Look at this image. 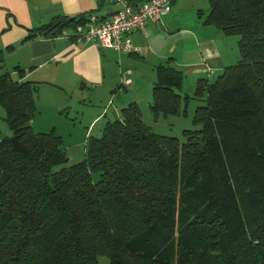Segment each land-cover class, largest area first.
<instances>
[{
	"label": "trees",
	"instance_id": "16d2710c",
	"mask_svg": "<svg viewBox=\"0 0 264 264\" xmlns=\"http://www.w3.org/2000/svg\"><path fill=\"white\" fill-rule=\"evenodd\" d=\"M207 2L202 24L237 36L236 63L192 95L178 92L171 58L153 66V117L203 96L182 140L151 131L129 103L65 165L54 129L31 128L36 84L0 72L11 130L0 137V264H264V0ZM90 14L54 16L26 39Z\"/></svg>",
	"mask_w": 264,
	"mask_h": 264
},
{
	"label": "crops",
	"instance_id": "0c3cea01",
	"mask_svg": "<svg viewBox=\"0 0 264 264\" xmlns=\"http://www.w3.org/2000/svg\"><path fill=\"white\" fill-rule=\"evenodd\" d=\"M117 9L114 0H0L2 64L13 79L36 84L38 115L31 122L37 129H77L82 135L76 141L81 143L93 132L91 137H96L106 121L119 119V110L129 103L136 104L140 115L142 110L149 111L153 66L165 59L171 58L181 71L178 92L188 95L197 79L209 81L237 61L236 41L202 24L207 0H172L158 21L146 19L142 31L127 35L136 48L130 53L78 39L72 30L26 39L29 30L54 16L93 10L95 16L104 18ZM125 78L128 83H121Z\"/></svg>",
	"mask_w": 264,
	"mask_h": 264
},
{
	"label": "built area",
	"instance_id": "2783aa9c",
	"mask_svg": "<svg viewBox=\"0 0 264 264\" xmlns=\"http://www.w3.org/2000/svg\"><path fill=\"white\" fill-rule=\"evenodd\" d=\"M118 9L107 17L100 18L90 14L83 24L72 30L76 38L96 42L99 46L118 52L130 53L136 48L126 38L136 30H143L146 19L158 21L170 9L172 0H114ZM129 71H125L128 74ZM123 84L128 79L122 80Z\"/></svg>",
	"mask_w": 264,
	"mask_h": 264
},
{
	"label": "rangeland",
	"instance_id": "374dc122",
	"mask_svg": "<svg viewBox=\"0 0 264 264\" xmlns=\"http://www.w3.org/2000/svg\"><path fill=\"white\" fill-rule=\"evenodd\" d=\"M229 38H232V40H237L236 35H230ZM236 49V46H235ZM238 59V58H237ZM5 70V67L3 64L0 66V72ZM215 76H211L209 79V82H211L214 79ZM192 93V90H190ZM202 99L203 96H196L193 99L188 101L185 114H175V115H157L156 117H153V115L150 113V111L142 110L140 119L141 121L147 125L151 131L166 135V136H173L176 137L178 140H182V130L186 129H197L199 128L198 124H194L191 121L193 110L196 106L202 105ZM68 111V110H67ZM73 111H69V115L73 117L72 114ZM38 114L36 113L34 117H36ZM33 117V118H34ZM33 122V121H32ZM31 122V128L33 131L36 132H47L50 130V127L48 128H38V126H35L34 123ZM57 131L54 130V132L61 136V146L64 149L67 161L65 165H70L73 163H77L83 159L84 155V146L87 140L86 136L81 143L77 142L76 139L79 135H82V132L80 130H68L67 128H62V126H57ZM101 130L96 134V137L100 135ZM95 133V132H93ZM93 133L91 135H93ZM11 135V130L8 128L5 120H4V111L3 108L0 106V137L2 136H9ZM90 135V136H91ZM98 264H108V259L101 255L97 258Z\"/></svg>",
	"mask_w": 264,
	"mask_h": 264
}]
</instances>
